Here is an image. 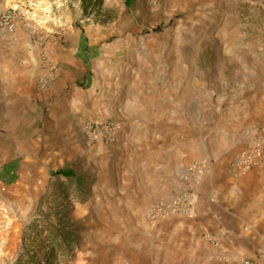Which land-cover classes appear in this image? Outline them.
<instances>
[{"label": "rangeland", "instance_id": "1", "mask_svg": "<svg viewBox=\"0 0 264 264\" xmlns=\"http://www.w3.org/2000/svg\"><path fill=\"white\" fill-rule=\"evenodd\" d=\"M62 8L57 26L54 9ZM46 12L52 19L32 17L37 24L24 23L43 70L40 85L58 76L63 60L91 65L90 60L102 59L106 47L126 45L133 47L111 54L143 66L155 60L158 68L171 67L173 79L202 94L208 123H223L235 111H260L264 104V0H92L86 9L81 0H66ZM32 24L46 38L42 46ZM49 24L54 28L42 26ZM76 71L73 84L85 90L87 76ZM70 82L71 77V88ZM67 87L38 99L37 109L33 102L32 111H19V95L0 90V194L11 183L16 190L14 204L0 195V264H28L34 255L37 264H241L244 259L263 264L258 246L223 242L206 231L194 235L183 226L206 159L191 167L194 181L167 201L140 209L130 193L122 196L115 165L101 151L122 147L130 125L96 119L89 111H53L67 98ZM248 120L243 118L240 149L231 163L253 141V132L264 128L258 121L247 125ZM108 121L121 126L116 140L92 141L87 127ZM227 144L219 140L214 152ZM8 164L12 176L4 168ZM66 168L84 178L90 195L85 201L67 190L65 179L53 176ZM154 206H160L158 213L151 212ZM30 225L37 232L48 230L32 241L25 232ZM51 249L57 256L44 259Z\"/></svg>", "mask_w": 264, "mask_h": 264}, {"label": "crops", "instance_id": "2", "mask_svg": "<svg viewBox=\"0 0 264 264\" xmlns=\"http://www.w3.org/2000/svg\"><path fill=\"white\" fill-rule=\"evenodd\" d=\"M64 1L0 0V12L18 6L28 14L27 18L44 21L52 19L46 12L48 6ZM54 11L52 20L58 26L64 9ZM25 21L24 16L17 18L12 33L0 31V90L19 95V111H32L33 102L37 109L38 99L41 102L45 94L65 89L71 77L67 98L53 111H89L96 119L130 125L131 132L122 147L109 146L101 152L109 165H115L117 178L121 179V195L130 193L140 209L167 201L164 199L186 189L194 181L191 167L206 159L209 164L199 180L188 224L183 226L194 235L206 231L223 242L252 249L258 246L264 264V165L241 174L229 171L231 160L240 149L243 118L249 119L247 125L255 121L264 125V104L260 111L245 110L243 115L235 111L223 123H208L202 94L191 93L187 82L173 79L171 67L158 68L155 60L152 66H143L111 54L133 47L126 45L106 47L102 59L90 60L91 65H76L74 58L63 60L58 76L40 85L43 70L35 60ZM52 24L42 26L48 30L54 28ZM74 67L87 76L85 90L80 91L73 84ZM211 130L220 133L211 137L207 134ZM219 140L228 144L220 145L222 152L216 154ZM9 166L4 168L12 176ZM14 187L11 183L2 188L0 195L7 204L16 203Z\"/></svg>", "mask_w": 264, "mask_h": 264}, {"label": "built area", "instance_id": "3", "mask_svg": "<svg viewBox=\"0 0 264 264\" xmlns=\"http://www.w3.org/2000/svg\"><path fill=\"white\" fill-rule=\"evenodd\" d=\"M22 16L26 18L27 22H32L31 19L27 18L28 14L23 13L18 6L1 11L0 30L6 31L8 33L14 32L17 27L16 19L21 18ZM32 28L33 34L36 35L37 42L42 46L46 41L45 36L39 34V28L37 27V25L36 27L35 25H33ZM50 66L54 70L55 65L50 64ZM120 132L121 126L110 121L99 125L91 124L87 127V133L92 141H96L102 138H106L108 141H115ZM253 137V141L246 146L244 152L231 163L232 174H241L249 171L252 168L264 165V128H257V130L253 132ZM0 205H2L1 199ZM159 208L160 206H154L151 212L158 213ZM241 264L261 263L253 259H244Z\"/></svg>", "mask_w": 264, "mask_h": 264}, {"label": "trees", "instance_id": "4", "mask_svg": "<svg viewBox=\"0 0 264 264\" xmlns=\"http://www.w3.org/2000/svg\"><path fill=\"white\" fill-rule=\"evenodd\" d=\"M90 1L92 0H81L83 9L87 8ZM53 176L59 179H65L66 180L65 182L69 184L67 187V190L70 189L72 192L74 191L77 196L82 197L81 199L82 201H85L90 196L89 193H87L84 190V185L86 184L84 178L82 176H78L73 169H70V168L59 169L53 173ZM47 230L48 229L44 228L43 230H40L37 232L35 230V227L33 225H30L29 227L25 229L26 237L29 240L35 241L39 239L41 236H43V233L47 232ZM52 237H53V240L57 241L59 236L54 234L52 235ZM64 241L67 242L68 239L64 237ZM47 254L48 255H46L44 259H46L47 256H50L51 259H53L54 257L57 256L58 253L56 249H51ZM35 258H38V257L34 255L28 258V262H29L28 264H37ZM40 260L41 259H38V263L40 262Z\"/></svg>", "mask_w": 264, "mask_h": 264}]
</instances>
